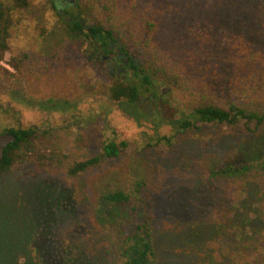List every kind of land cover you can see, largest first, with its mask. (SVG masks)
Listing matches in <instances>:
<instances>
[{
  "label": "trees",
  "instance_id": "obj_1",
  "mask_svg": "<svg viewBox=\"0 0 264 264\" xmlns=\"http://www.w3.org/2000/svg\"><path fill=\"white\" fill-rule=\"evenodd\" d=\"M51 5L81 55L84 49L127 62L118 74L101 70L109 79L106 105L139 125L151 122L156 132L164 124L177 133L204 124L241 125L250 132L262 129L264 138V0H69L62 15L55 1ZM29 8L30 0H0V60L9 51L14 16L25 19ZM27 57L23 52L8 64L21 71ZM174 95L182 110L170 100ZM49 133L0 122V185L19 165H33L35 171L0 191V264H163L154 233L155 196L146 177L108 163L130 143L107 137L95 155L65 152L55 143L39 148ZM169 139L156 136L172 145ZM239 155L238 150L208 163L202 175L255 196L257 231L235 238L228 259L264 264V160H238ZM98 166L101 173L91 185L79 188L68 181ZM211 224V230L203 224L190 237L178 235L194 248L180 258L170 253L167 264H225L221 253L214 256L204 247L214 233ZM83 230L86 243L66 238L65 232ZM175 237L162 239L172 244Z\"/></svg>",
  "mask_w": 264,
  "mask_h": 264
},
{
  "label": "rangeland",
  "instance_id": "obj_2",
  "mask_svg": "<svg viewBox=\"0 0 264 264\" xmlns=\"http://www.w3.org/2000/svg\"><path fill=\"white\" fill-rule=\"evenodd\" d=\"M52 1L55 0H30V8L23 13L26 18L18 22L20 15L14 16L9 51L0 60V122L48 130L51 138L46 137L38 144L41 149L55 143L65 152L95 155L101 152L100 144L107 137L128 141L130 147L123 155L108 163L113 168L123 165L125 170L130 168L131 173L146 177L155 196L154 233L160 239L158 256L163 264L172 259L170 253L180 258L194 248L180 242L178 235L181 238L186 233L190 237L203 224L211 230V222L214 233L209 235L204 247L214 256L221 253L224 263L230 264L228 258L236 250L232 241L253 236L257 231L255 196L249 189L237 193L236 187L225 179L203 177L202 169L208 163L235 155L238 150V160H264V138L259 135L262 129L250 132L241 125L204 124L198 130L190 128L177 133L172 126L164 124L156 132L151 122L143 121L139 125L116 107L106 105L109 79L101 71L106 69L105 64L101 61L97 62L99 67L92 64L87 53L81 55L75 42L67 39ZM23 52L28 57L22 70L17 71L8 61ZM174 97L170 96V100L182 110L181 100ZM48 99L72 102L52 107L37 103ZM157 135L169 137L172 145L165 140L157 141ZM148 144L150 147L144 148ZM101 170V166L90 167L73 178L74 181H68L79 188L84 182L91 185ZM27 174H35L33 165H19L0 185V191L13 179ZM65 234L67 239L88 241L87 230ZM166 235L176 236L172 244L162 239ZM225 238L229 243L224 244ZM166 247L169 252L164 251Z\"/></svg>",
  "mask_w": 264,
  "mask_h": 264
},
{
  "label": "flooded vegetation",
  "instance_id": "obj_3",
  "mask_svg": "<svg viewBox=\"0 0 264 264\" xmlns=\"http://www.w3.org/2000/svg\"><path fill=\"white\" fill-rule=\"evenodd\" d=\"M69 0H55V4L58 6V11L59 13L62 15L64 13L62 7L68 2ZM60 6V7H59ZM83 53H87V58L92 61V64H97L98 61H101L102 63L105 64L106 69L109 71L110 74H112L113 72L118 74L120 72H124V66L125 64H127V62H114V59H112V57H110V55H102L99 58V54H93L92 51L90 50H81ZM100 60H99V59Z\"/></svg>",
  "mask_w": 264,
  "mask_h": 264
}]
</instances>
